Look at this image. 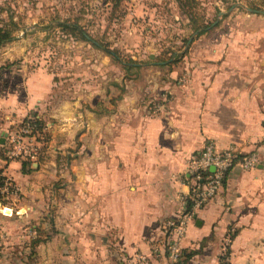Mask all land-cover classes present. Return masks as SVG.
Segmentation results:
<instances>
[{"label": "crops", "instance_id": "1", "mask_svg": "<svg viewBox=\"0 0 264 264\" xmlns=\"http://www.w3.org/2000/svg\"><path fill=\"white\" fill-rule=\"evenodd\" d=\"M225 18L172 66L134 60L131 80L89 106L47 108L42 71L0 94V175L14 187L0 199V264H176L168 223L187 210V158L209 141L257 161L235 165L187 223L186 264H264V8ZM31 114L48 141L23 170L6 149Z\"/></svg>", "mask_w": 264, "mask_h": 264}, {"label": "rangeland", "instance_id": "2", "mask_svg": "<svg viewBox=\"0 0 264 264\" xmlns=\"http://www.w3.org/2000/svg\"><path fill=\"white\" fill-rule=\"evenodd\" d=\"M254 2L263 0H0V24L13 20L19 26L16 39L0 46V94L21 92V78L42 71L54 79L47 108H59L64 101L89 106L131 80L137 73L129 65L134 60L181 55L190 39H197L198 27L220 26L226 16L247 12ZM61 21L80 24L93 42L63 29ZM96 44L117 52L129 66ZM149 48L157 55L150 57ZM23 124L11 125L12 131ZM37 147L44 149L39 142ZM48 152L55 155L52 146Z\"/></svg>", "mask_w": 264, "mask_h": 264}, {"label": "built area", "instance_id": "3", "mask_svg": "<svg viewBox=\"0 0 264 264\" xmlns=\"http://www.w3.org/2000/svg\"><path fill=\"white\" fill-rule=\"evenodd\" d=\"M36 124L25 123L11 134V145L8 146L7 155L13 159H32L38 155ZM256 157L245 156L236 145L219 150L216 145L209 141L205 144L202 151L197 154H190L187 158V182L190 186V193L183 203L186 205L188 200L193 201L191 211L186 209L180 214L177 221L168 223L167 233L169 240L166 247L173 262L180 259V241L184 237L187 223L196 215V210L206 206L224 187L225 180L229 172L237 164H242L246 169L252 168L256 164ZM214 168V171L212 170ZM14 190L9 181L0 186V199H5ZM7 236L0 232V249L4 246Z\"/></svg>", "mask_w": 264, "mask_h": 264}, {"label": "trees", "instance_id": "4", "mask_svg": "<svg viewBox=\"0 0 264 264\" xmlns=\"http://www.w3.org/2000/svg\"><path fill=\"white\" fill-rule=\"evenodd\" d=\"M249 8L251 10H253L254 12L262 11L264 8V0L261 4L254 2L253 4H251L249 6ZM195 17L196 16H194V15L191 16V22L196 23L197 19ZM218 24L219 23L214 25L213 23H211V24H208L206 26L204 25V26L198 27L197 30L200 31V34H203V33L209 32L210 30L217 27ZM58 25L61 26L63 29L78 32L84 39L93 42L91 36L78 23H70V22H66V21H61V22H58ZM18 27L19 26H18L17 22H15L13 20H11L9 22V24H7V23L0 24V46L7 44L9 42H12L13 40L16 39L14 31L16 29H18ZM96 45L103 48L108 54L112 55L115 60H118L119 62H121L125 66H129V65L133 64L132 62L130 64L128 62H125L117 52L110 50V49H107V48H104V46H101V44H96ZM185 53H186V51L182 52L181 55H176V52H173V54H171L168 58H163V59L157 58V61L161 62L160 64H162V65L172 66L173 64L178 63L180 61V59L184 57ZM23 123L24 124L25 123L36 124L39 133H41V135L39 136L38 139L41 140L42 142L48 141V136L46 135V131L43 130V128L45 127V124L37 116V114L29 115L27 118H25ZM27 167H31L30 160H24L23 161V170H27ZM3 180H4V177L2 175H0V186H2L4 184ZM192 205H193V201L188 200V206H187V210H186L187 212L191 211ZM37 242H38V240H35L33 242V244L35 245ZM193 254H194V252L186 254V252L183 253V251H181L180 259L176 262V264H186L187 261L189 260L190 256Z\"/></svg>", "mask_w": 264, "mask_h": 264}, {"label": "water", "instance_id": "5", "mask_svg": "<svg viewBox=\"0 0 264 264\" xmlns=\"http://www.w3.org/2000/svg\"><path fill=\"white\" fill-rule=\"evenodd\" d=\"M212 170L214 171V168H212Z\"/></svg>", "mask_w": 264, "mask_h": 264}]
</instances>
